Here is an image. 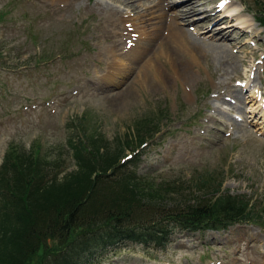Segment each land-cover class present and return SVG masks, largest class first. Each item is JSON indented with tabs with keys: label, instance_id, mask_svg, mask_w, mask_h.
Instances as JSON below:
<instances>
[{
	"label": "rangeland",
	"instance_id": "obj_1",
	"mask_svg": "<svg viewBox=\"0 0 264 264\" xmlns=\"http://www.w3.org/2000/svg\"><path fill=\"white\" fill-rule=\"evenodd\" d=\"M185 1L127 3L159 12L160 2L173 11ZM193 1L198 13L181 24L195 36L188 45L194 57L181 58L193 73L181 79L171 61L154 56L170 82L165 86L142 70L143 61L123 55L114 32L123 27L130 33L127 40L135 39L121 19L136 14L118 1L0 0V165L5 149L14 144L62 164V181L76 168L77 140L93 141L114 152L117 161L138 159L135 176L148 179L155 189L171 180L183 184L181 192L166 193L168 197H188L191 203L196 196L211 197L186 186L195 176L215 172L222 176L223 190L264 205V28L253 18L264 0H226L246 23L230 18L222 7L225 0ZM107 5L119 10L114 20ZM210 8L217 11L214 20L203 21ZM220 28L225 38L211 39ZM141 45L134 51L142 50ZM114 47L115 57L110 52ZM113 59L126 73L109 82L112 71L106 72ZM138 73L147 81H135ZM139 135L145 140L142 145L135 142ZM167 196L160 203L169 206ZM261 216L258 224L176 233L164 248L119 244L97 252L91 264H264V213ZM29 262L35 264L37 258Z\"/></svg>",
	"mask_w": 264,
	"mask_h": 264
},
{
	"label": "trees",
	"instance_id": "obj_2",
	"mask_svg": "<svg viewBox=\"0 0 264 264\" xmlns=\"http://www.w3.org/2000/svg\"><path fill=\"white\" fill-rule=\"evenodd\" d=\"M253 14L264 28V5ZM82 141L72 145L76 168L62 181V164L14 144L5 149L0 165V264H31L34 257L35 264H91L97 252L119 244L164 248L176 233L262 223V202L223 190L222 176L215 172L190 180L186 187L193 193L205 190L211 195L196 196L191 203L188 197L165 195L181 192L183 184L171 180L155 189L148 179L135 176L138 159L120 162L106 146ZM136 141L145 142L142 135ZM126 145L131 147V142ZM165 196L169 206L160 203ZM48 241L57 245L51 247Z\"/></svg>",
	"mask_w": 264,
	"mask_h": 264
},
{
	"label": "bare ground",
	"instance_id": "obj_3",
	"mask_svg": "<svg viewBox=\"0 0 264 264\" xmlns=\"http://www.w3.org/2000/svg\"><path fill=\"white\" fill-rule=\"evenodd\" d=\"M116 1H118L122 5L126 6L130 11H132L134 14H136V16H134V17L122 15L123 19L120 18L121 20H123L124 22L127 23L126 25H128V27H130V32L133 33L132 36L135 39H133V40L129 39L130 41H128L127 37L130 36V33H129V31H126L123 27L118 28V30H116L114 32V36H115L116 40H118V45L121 46L120 49L121 50L123 49L122 50L123 55H126V54H127V56L129 55L128 57L131 58V60H133L134 62L136 60H137L136 62H138V61L142 62L143 61V64L141 65L142 70H146V71L149 70L152 74L151 76L152 77H158L157 79L160 82H162L163 84H165V86L167 85V83L169 85L170 82L167 80V78H165V76H163V73L161 72L159 66L156 64L157 62L154 61V56L157 57V60L161 57L167 58L169 61H171L174 64V66H173V69L175 71V74L173 73L174 75L178 76V74H179V77L181 79H184V78L189 79L190 75L193 72L191 73V69H189L190 67H189L188 63L185 61H182L181 58H183V57H185V55H187L186 60L188 61V59H190L191 57H194L193 54L191 53L192 50L189 49L190 47L188 48V45L192 42V40L195 38V36L193 37L186 29H184L182 27L181 24H182V22H187V19L189 16H191L193 14L196 15L198 13V11H196V9L194 8V5H193L194 1L193 0H186L185 3L183 5H181V7H178L177 9H175L173 11H169L168 8L166 9L165 5L162 6V3H164L165 0H161L162 3L160 2V6L158 7L159 12L156 10L148 11L147 9L149 8V6H147L146 9H142L144 7H142V5L139 3H136V4H138L137 6L135 4H132V3H127V1H129V0H126V1L125 0H116ZM145 1L149 2V0H145ZM228 2L229 1L225 0V2L222 4L223 5L222 7H225L224 9L229 11L230 18L237 17L238 18L237 21L239 23H246L245 19L239 18L240 14L235 11L236 8H234V6L227 5ZM164 7H165V9H164ZM106 9L108 10V12L110 14V16H109L110 20L111 19L114 20L113 18L118 15L119 10H117V8H115L113 6H109V5L106 6ZM205 10L207 13L204 15L203 21L214 20V17H215V14H217V11L213 12V10L211 8L208 10L207 9H205ZM251 20H253V18ZM210 30H211L210 28L208 30H206V33H209ZM203 33H205V32H203ZM123 38H125L124 42L121 43V40H123ZM224 38H225V33H224V30H222L221 28L219 30H217L216 32H212L211 39H214L216 41H222ZM128 43H130L129 46L127 45ZM141 43L143 44V49L134 51V48L136 47V45L137 44L141 45ZM108 44H110V43H108ZM114 46H115V44H114ZM150 46H151V48H149ZM117 47L110 48V52H112L113 57L118 56L116 53ZM141 47H142V45H141ZM123 55H120V56H123ZM146 55H149V58H145ZM115 61L116 60L113 59V64L110 65V70H107V72H106V73H110L112 71L113 76L108 75L110 77H113L112 79H109V82H112L114 79H116L118 77H122V75H124L126 73L125 66L122 63H120V62L117 63ZM190 65H191V63H190ZM134 70H136V68L132 69V71H134ZM167 70H168V68H167ZM133 78L135 81H137V80H142L143 82L147 81L146 75H143L140 73H138L137 76L135 74V76ZM145 78H146V80H143ZM192 79H194V78H192ZM109 82L107 81V83H109ZM184 83H185V81H184ZM186 84H187V82H186ZM233 91H234L233 95L237 96L236 91L235 90H233ZM123 93H124V95H126V94L128 95V93H129L128 89L126 91H124ZM239 103H240V101H239ZM233 107H235V106H233ZM221 111H223V110H221Z\"/></svg>",
	"mask_w": 264,
	"mask_h": 264
}]
</instances>
